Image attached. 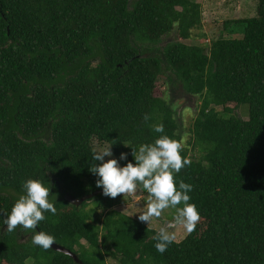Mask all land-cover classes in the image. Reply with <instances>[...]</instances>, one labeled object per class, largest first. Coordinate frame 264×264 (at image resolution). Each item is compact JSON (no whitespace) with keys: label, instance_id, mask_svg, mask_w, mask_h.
<instances>
[{"label":"trees","instance_id":"trees-1","mask_svg":"<svg viewBox=\"0 0 264 264\" xmlns=\"http://www.w3.org/2000/svg\"><path fill=\"white\" fill-rule=\"evenodd\" d=\"M200 26L197 0H0V264H77L2 224L28 179L58 194L35 231L81 264H264V0L254 17L225 22L227 37L184 43ZM159 79L199 100L181 151L191 163L175 180L193 186L201 219L163 254L157 231L114 209L120 196L64 200L102 191L94 141L115 143L121 167L160 135L181 144Z\"/></svg>","mask_w":264,"mask_h":264},{"label":"clouds","instance_id":"clouds-1","mask_svg":"<svg viewBox=\"0 0 264 264\" xmlns=\"http://www.w3.org/2000/svg\"><path fill=\"white\" fill-rule=\"evenodd\" d=\"M147 122L150 117H143ZM155 133H164L163 124L151 126ZM115 144V143H113ZM112 144V145H113ZM110 145L100 151L93 152L89 164V172L98 177L95 186L102 188V195L115 199L117 196H136L137 202L143 199L138 191L146 193V203L140 208L138 220L149 226L154 219H159L166 209H174L173 220L161 226L153 236L157 252L163 254L176 241L177 235L173 228H182L186 233L195 230L201 217L196 205L190 203L193 186L175 180V174L189 166L191 161L181 156L182 145L167 135H160L153 143L141 144L138 150L132 149L133 162L120 166L118 160L111 158L113 153ZM105 157H109L105 161ZM127 159L121 153L120 161ZM96 162H99L98 164ZM51 185L45 186L40 180L28 179L22 184L24 194L19 196L11 207L10 214L2 220L8 232L17 226L33 231L32 244L45 251L56 243L55 238L43 231H35L38 224L45 220V212L56 214L57 195H50Z\"/></svg>","mask_w":264,"mask_h":264},{"label":"rangeland","instance_id":"rangeland-1","mask_svg":"<svg viewBox=\"0 0 264 264\" xmlns=\"http://www.w3.org/2000/svg\"><path fill=\"white\" fill-rule=\"evenodd\" d=\"M201 7V26L193 30L191 38L185 41L186 44L203 45L208 47L210 43L219 37H227L224 30L225 22L251 18L256 15L257 0H197ZM176 35L171 33L163 39V42L175 41ZM207 51V49H205ZM155 96L165 100L174 110L176 122L178 124V134L181 137V145L185 146L189 140V129L196 116L199 100L197 97L187 96L181 90L166 83L165 79H159L156 84ZM248 111L247 106H243ZM244 108L238 109V114L242 119L247 120L246 111ZM220 110V109H218ZM95 151H100L102 148H107L106 145H99L97 141L93 142ZM111 158H114L113 156ZM109 157H105L107 161ZM138 196L143 197L137 202L136 196L121 195L122 203L116 205L114 209L120 213L138 220L140 208L146 203V193L139 192ZM174 209H166L163 211L159 219H154L148 226L146 222H141L148 228L158 232L159 228L167 223L172 222ZM139 221V220H138ZM170 231H175L177 239L175 242H180L189 233H186L182 228H173ZM106 264H116L111 259H106Z\"/></svg>","mask_w":264,"mask_h":264},{"label":"water","instance_id":"water-1","mask_svg":"<svg viewBox=\"0 0 264 264\" xmlns=\"http://www.w3.org/2000/svg\"><path fill=\"white\" fill-rule=\"evenodd\" d=\"M99 194H102V191L100 190H97V191H94L90 194H87V195H84V196H81L79 198H76L72 195H69V194H66L64 196V200L67 201L68 203L72 204V205H75V206H79L81 205L83 202H86L88 201L89 199L99 195ZM52 250L56 251V252H59V253H62L64 255H67L69 256L75 263L77 264H81V261L79 260V258L77 257V255L75 253H73L72 251L58 245V244H54L52 245L51 247Z\"/></svg>","mask_w":264,"mask_h":264},{"label":"flooded vegetation","instance_id":"flooded-vegetation-1","mask_svg":"<svg viewBox=\"0 0 264 264\" xmlns=\"http://www.w3.org/2000/svg\"><path fill=\"white\" fill-rule=\"evenodd\" d=\"M18 229L15 230V234H16V237L18 238L19 237V240L16 239V241H18V243H23L25 241L26 238H22L21 239V233L24 232L25 229H23L22 226H17ZM20 227V228H19Z\"/></svg>","mask_w":264,"mask_h":264}]
</instances>
